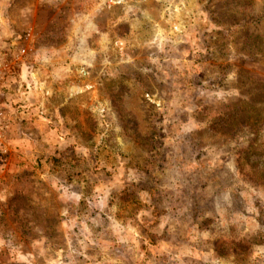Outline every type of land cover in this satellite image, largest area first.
<instances>
[{
    "label": "rangeland",
    "instance_id": "1",
    "mask_svg": "<svg viewBox=\"0 0 264 264\" xmlns=\"http://www.w3.org/2000/svg\"><path fill=\"white\" fill-rule=\"evenodd\" d=\"M27 30L0 264H264V0H0V51ZM159 174L176 247L137 217Z\"/></svg>",
    "mask_w": 264,
    "mask_h": 264
},
{
    "label": "crops",
    "instance_id": "2",
    "mask_svg": "<svg viewBox=\"0 0 264 264\" xmlns=\"http://www.w3.org/2000/svg\"><path fill=\"white\" fill-rule=\"evenodd\" d=\"M148 180L154 184L152 187H135L134 184L136 183L132 181L134 183L133 187L136 191H140L145 201L137 217H141L140 220L142 222H152L153 232H158L159 229H156V227L159 226L161 232L164 230L165 232H173L172 236L163 238V241L172 243L176 247L175 243H177L176 241L179 238H176V233L174 232H180L181 228L179 224L182 222L181 176H176L173 183H167L162 174H159L157 177H150ZM155 237L157 238H155L154 242H159V237Z\"/></svg>",
    "mask_w": 264,
    "mask_h": 264
},
{
    "label": "built area",
    "instance_id": "3",
    "mask_svg": "<svg viewBox=\"0 0 264 264\" xmlns=\"http://www.w3.org/2000/svg\"><path fill=\"white\" fill-rule=\"evenodd\" d=\"M32 37L31 31L27 30L23 37L16 35L11 38L9 51H0V158H6L11 150V133L15 126L21 122V115H24L25 107L17 104L10 105L3 93V83L12 73L13 69H19L21 72L20 87L29 89L36 85L37 80L32 77L31 81L22 78L23 69H27V58L33 50L28 48L25 41ZM31 78V77H30Z\"/></svg>",
    "mask_w": 264,
    "mask_h": 264
},
{
    "label": "trees",
    "instance_id": "4",
    "mask_svg": "<svg viewBox=\"0 0 264 264\" xmlns=\"http://www.w3.org/2000/svg\"><path fill=\"white\" fill-rule=\"evenodd\" d=\"M14 71H15V69H13L12 73H11L8 77H10L11 75H13ZM8 77H7V78H8ZM7 78H6V79H7ZM4 89H5V88H3V91H4Z\"/></svg>",
    "mask_w": 264,
    "mask_h": 264
}]
</instances>
